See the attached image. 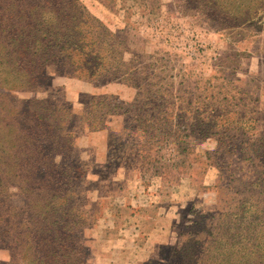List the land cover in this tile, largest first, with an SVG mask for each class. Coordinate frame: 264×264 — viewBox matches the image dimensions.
<instances>
[{
  "label": "rangeland",
  "instance_id": "374dc122",
  "mask_svg": "<svg viewBox=\"0 0 264 264\" xmlns=\"http://www.w3.org/2000/svg\"><path fill=\"white\" fill-rule=\"evenodd\" d=\"M80 1L139 55L124 58L142 67L147 91L131 106L139 77L95 84L60 64L29 82L0 64V264H173V247L189 229L198 250L207 247L210 231L226 233L237 221L244 223L235 230L245 234L246 220L252 226L255 220L239 206L255 203V171L264 154V13L255 17V1H243L252 10L241 21H226L208 0ZM106 93L135 111L144 103L148 116L165 111L170 124L159 115L156 126L146 121L144 132L132 129L136 123L126 115L107 117L108 159L98 163L89 156L103 150L106 132L90 130L85 102ZM34 99L72 107V130L82 136L78 155L85 158H78L81 178L48 179L40 150L30 162L34 170L23 161L14 141L20 128L53 122L58 133L61 127L51 116L37 120V105L20 114ZM89 109L98 113L100 105ZM63 113L55 116L63 120ZM55 150L59 162L61 149ZM52 188L60 191L48 194ZM47 252L52 258L44 262Z\"/></svg>",
  "mask_w": 264,
  "mask_h": 264
},
{
  "label": "trees",
  "instance_id": "16d2710c",
  "mask_svg": "<svg viewBox=\"0 0 264 264\" xmlns=\"http://www.w3.org/2000/svg\"><path fill=\"white\" fill-rule=\"evenodd\" d=\"M208 1L212 3V6L208 3L212 11L220 13L219 15L227 19L226 21H241L247 17L252 6L249 4L244 8L243 1L250 3L255 1V17H263L261 12L264 13V0ZM230 2H238V6H231ZM261 23L264 24V19ZM125 52L131 51L128 50L123 36L118 31L110 30L80 0H0V64L7 63L13 69L14 75L27 76L29 82L30 77L31 80H35L36 74H41L45 68L60 64L68 73H75L78 78L95 84H98L97 81L105 84L118 78L126 77L127 80H134L139 77V80L133 82L137 94L130 105L135 106L142 102L141 99L147 91L143 84L144 77L141 76L144 71L138 64H133V61L125 60ZM131 53L138 59L139 55ZM156 98L160 96L157 95ZM96 101L100 105V110L93 114L89 107L96 105ZM153 103L152 99L151 104ZM28 104L20 114H30L34 110V105H37L43 111L38 113L40 110L38 108L33 111V116L37 120L51 116L54 122L58 120L61 123V127L59 126L58 133L55 132L57 124L54 125L53 122L48 123L44 129L40 123L35 125L34 130L20 128V134L16 135L14 141L22 148L21 153L25 155L23 161L34 162V154L40 150V153L44 154L45 168L48 169L47 172L45 170V175L48 179L57 180L61 175L68 180L73 177L77 179L78 175L81 178L85 171L81 160L74 154L75 142L80 133L75 134L72 130L76 126L72 107L67 101L50 104L45 100L34 99ZM85 105L88 115L86 120L90 130H109L108 140L111 130L105 122L109 116L126 115V121L134 120L136 123L132 125V129L146 132L148 126L146 121L156 126L160 122L156 117L166 114L165 111L158 110L157 113L148 116V113L142 112L144 103L140 107V112L135 111L131 107L126 108V102L118 96L107 93L91 97ZM157 108L158 106L155 107ZM59 110L64 111L63 120L55 116ZM166 115L161 116L164 118L163 124L169 125L170 120ZM163 128L166 126L161 124L158 126L162 132ZM128 130L130 129L124 126L121 131L129 133ZM56 147L61 149L62 159L59 162L54 160ZM261 157H263L262 170L255 171V187H258L255 203L244 200L239 206L246 219L253 217L255 226H252V220L245 219L249 223L248 227L245 225L241 228L246 229L245 234L243 231L235 230L244 223L242 220L237 221L239 225L233 224V229L226 233L214 234L210 231L207 247L200 250L196 246L200 241H193L191 237L193 233L189 229L182 233L185 239H181L177 246L173 247L174 256L177 257L173 264H264V154ZM31 167L34 170L36 165ZM39 168L42 171L44 167ZM60 190L61 195L65 194L63 187ZM60 190L56 191L52 188L48 194L56 195L55 193ZM233 214L238 218V212ZM31 230L35 232L34 228ZM31 230L28 235L34 239ZM203 233L208 235L206 231L197 235ZM240 236L252 243L247 245L241 241V238L237 241V237ZM43 258L44 262H47L52 256L50 257V253L47 252L43 254ZM53 258L58 260L59 253L54 251Z\"/></svg>",
  "mask_w": 264,
  "mask_h": 264
},
{
  "label": "crops",
  "instance_id": "0c3cea01",
  "mask_svg": "<svg viewBox=\"0 0 264 264\" xmlns=\"http://www.w3.org/2000/svg\"><path fill=\"white\" fill-rule=\"evenodd\" d=\"M104 131L106 132V134H104V137H103V150H99L97 151V153L95 154H91L89 157H92L94 161L98 162V163H103L105 161H107V158H108V139H107V130H98V131H93L95 133H101ZM82 137V136H81ZM81 137H78L76 142H75V149H74V154L77 158L81 157L83 159H85L83 156H80L78 155V145L80 144V139ZM88 157V158H89Z\"/></svg>",
  "mask_w": 264,
  "mask_h": 264
}]
</instances>
